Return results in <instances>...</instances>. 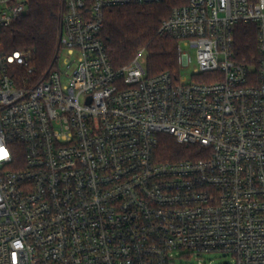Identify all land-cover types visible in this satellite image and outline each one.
<instances>
[{
  "label": "built area",
  "instance_id": "2783aa9c",
  "mask_svg": "<svg viewBox=\"0 0 264 264\" xmlns=\"http://www.w3.org/2000/svg\"><path fill=\"white\" fill-rule=\"evenodd\" d=\"M163 1L63 0L36 76L1 43L27 0H0V264H264V0H186L159 27L177 73L148 76L144 49L114 68L105 10ZM239 24L252 61L235 57ZM163 135L193 157L162 160Z\"/></svg>",
  "mask_w": 264,
  "mask_h": 264
},
{
  "label": "trees",
  "instance_id": "16d2710c",
  "mask_svg": "<svg viewBox=\"0 0 264 264\" xmlns=\"http://www.w3.org/2000/svg\"><path fill=\"white\" fill-rule=\"evenodd\" d=\"M186 0H164L160 3L112 7L104 12L101 31L105 51L114 68L128 64L144 49V68L148 76L160 72H178L177 41L159 32L172 8ZM29 12L2 29L1 43L5 53L14 50L29 53V66L40 76L55 61L63 0H27ZM234 53L239 60L257 57L256 30L252 24H239L234 37ZM196 147L178 144L171 136L160 137L158 154L162 160L192 158Z\"/></svg>",
  "mask_w": 264,
  "mask_h": 264
},
{
  "label": "rangeland",
  "instance_id": "374dc122",
  "mask_svg": "<svg viewBox=\"0 0 264 264\" xmlns=\"http://www.w3.org/2000/svg\"><path fill=\"white\" fill-rule=\"evenodd\" d=\"M61 64V61H59ZM253 67V66H252ZM191 68H185L182 73L189 75ZM178 258L174 260V264H223L232 261V258L221 252L204 253L200 256L188 255L186 253L177 254Z\"/></svg>",
  "mask_w": 264,
  "mask_h": 264
}]
</instances>
